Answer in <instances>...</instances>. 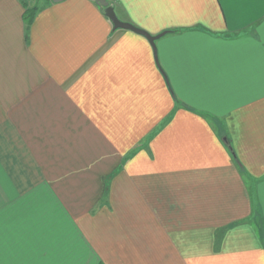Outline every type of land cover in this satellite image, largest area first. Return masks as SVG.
Listing matches in <instances>:
<instances>
[{"label":"crops","instance_id":"1","mask_svg":"<svg viewBox=\"0 0 264 264\" xmlns=\"http://www.w3.org/2000/svg\"><path fill=\"white\" fill-rule=\"evenodd\" d=\"M109 2L0 0V264H264V0Z\"/></svg>","mask_w":264,"mask_h":264},{"label":"water","instance_id":"2","mask_svg":"<svg viewBox=\"0 0 264 264\" xmlns=\"http://www.w3.org/2000/svg\"><path fill=\"white\" fill-rule=\"evenodd\" d=\"M54 2H60L63 0H52ZM101 7L105 9V13L107 17L112 21L114 28H124V29H129L134 32L140 33L145 35L153 44L155 48V41L158 39L161 35H163L165 32L158 34V35H152L148 33L147 31L131 24L130 22H125L122 21L116 14V11L114 7L110 4L109 0H95Z\"/></svg>","mask_w":264,"mask_h":264},{"label":"trees","instance_id":"3","mask_svg":"<svg viewBox=\"0 0 264 264\" xmlns=\"http://www.w3.org/2000/svg\"><path fill=\"white\" fill-rule=\"evenodd\" d=\"M26 5L27 4L25 3V6ZM37 9H38V7H36V6H27L26 7L24 17H25V21L27 24V28L30 26Z\"/></svg>","mask_w":264,"mask_h":264}]
</instances>
